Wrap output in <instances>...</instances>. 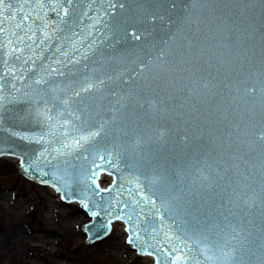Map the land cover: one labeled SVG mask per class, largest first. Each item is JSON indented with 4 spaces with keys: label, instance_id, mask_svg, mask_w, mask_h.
I'll return each instance as SVG.
<instances>
[{
    "label": "water",
    "instance_id": "water-1",
    "mask_svg": "<svg viewBox=\"0 0 264 264\" xmlns=\"http://www.w3.org/2000/svg\"><path fill=\"white\" fill-rule=\"evenodd\" d=\"M36 2L39 3L40 0ZM77 2L78 10L87 12L86 16L81 17L77 29L86 37L83 40L84 47H77L80 52H84L89 43L96 42L95 56L92 52H87L90 57L89 68L98 66L91 61H101L104 71L129 81L133 89L147 95L148 101L155 104L156 109H151L148 102L140 100L144 108L140 115L145 123L155 121L157 125H166L164 128H154L152 135L160 132L169 135L168 125L171 120L173 130L170 134L176 141L172 152L177 164L183 163L182 156H188L189 153L195 155L202 151L203 156L199 162L202 170V161L222 155L224 159H220L219 163L230 169L240 183H245L243 176H248L250 170L255 172L256 181L261 179L264 145L256 140V136L264 129V0H188L184 5L186 15L183 18L177 17L181 29L180 42L194 39L199 42L200 51L193 50L194 54L186 56L180 63L174 62L170 55L159 59L154 57V49L149 47V39L142 34L150 26L134 23L135 14L128 4L121 10L119 0ZM50 3L59 5L60 11L69 7L64 0H50ZM110 4L114 8H110ZM45 13V21L51 34V29L55 27L53 21L57 17L50 8L45 9ZM131 32L139 34L140 39L136 40L135 36L129 35ZM159 35L160 33H153L155 38ZM116 40L120 43H113ZM174 48L175 45H172L168 52L171 53ZM142 63L144 67H141ZM74 72H77V79L89 74L88 69L84 68ZM65 83L60 78H54L53 86L59 85L63 89ZM146 85L152 86V92L148 91ZM47 88L48 85L45 84L37 91ZM249 88L254 91L248 92ZM28 91L31 92L30 89ZM154 92L160 93L159 100L153 95ZM71 94V90L57 91L48 93V97H58L55 103L59 106V101L69 98ZM160 100H167L168 104L164 107L165 115L156 120ZM8 107L11 116L8 111L4 113L5 129L10 128L14 132L33 137L44 135V141L51 143H37L34 139H21L6 131H0V148L3 149L0 155L21 157V164L23 161V165H32L27 171L21 166L28 176L54 185L63 193L65 199L71 202L86 199L89 208L100 213L93 217L85 209L93 217V220L83 224L90 239L105 236L99 225L108 223L109 220L112 223L121 215L117 202L138 200V204L124 209L127 215L123 219L128 224L130 235L133 230L137 233L133 242L135 248L143 253L154 254L157 264H173L174 260L175 264H241V257L243 264H261V253L256 248L249 247V240L264 234V224L258 218L249 228L237 227L235 221L212 219L210 209L209 216H203L201 212L187 207L169 211L153 195V174L146 168L140 169V154L133 152L131 145L134 141L130 136H122L118 141L126 152L119 169H104L115 175V191L101 192L97 196L88 189L87 182L78 178L76 170L67 167L65 171L63 161H71L72 156L65 155L53 160L51 146L55 145L56 137L63 131L62 127H45L42 130L36 126V121L28 111L29 101L22 100L19 104ZM60 110L64 111L63 108ZM49 114L56 116V108ZM176 116L180 119L176 120ZM63 119L71 117H58L54 123L60 125ZM185 134L190 137L186 144L182 143ZM101 143L107 145L105 140H101ZM46 147L49 152L41 156L40 153ZM107 147L115 148V145ZM218 171L221 175L224 174L222 169ZM204 175L214 179L208 171H204ZM112 178L111 174H103L100 179L101 186H107ZM96 184L102 189L98 178ZM137 185L140 187L137 188ZM133 189L136 190L135 193L131 191ZM251 189L244 199L250 204L259 203L264 198V188L252 183ZM140 191L155 200V204L139 196ZM94 202L100 207H94ZM108 203L115 206L114 211L108 209L111 212L110 217L104 211ZM129 215L132 217L131 223L128 221ZM93 224L97 227H93ZM111 228L112 224L110 230ZM201 233L204 234L203 237ZM242 247L243 253L238 251ZM174 248H183L185 251L168 256L167 252H172Z\"/></svg>",
    "mask_w": 264,
    "mask_h": 264
},
{
    "label": "snow or ice",
    "instance_id": "snow-or-ice-1",
    "mask_svg": "<svg viewBox=\"0 0 264 264\" xmlns=\"http://www.w3.org/2000/svg\"><path fill=\"white\" fill-rule=\"evenodd\" d=\"M64 3L71 8V13L69 7L58 10L60 6L51 4L50 0H40L39 3L36 0H0V131H6L21 139H34L37 143L44 141V135L33 137L4 128V113L8 111L11 116L8 106L19 104L22 100L29 101L28 111L36 121V126L42 130L45 127L63 128L56 137L55 145L51 146L53 160L65 155L72 156L71 161H63L65 171L67 167L76 170L78 178L87 182L88 189L97 196L101 192L115 191V183L109 189H99L96 180L105 168L119 169L126 152L118 141L122 136H130L134 141L131 145L133 152L140 154V169L146 168L153 174V195L160 199L169 211L187 207L201 212L203 216H209L210 209L212 219L235 221L237 227L250 228L257 218L264 224V198L259 203L252 204L244 199L246 193L252 190V183L264 188V167L260 169L259 181L255 179V172L250 170L248 176H243L245 183H240L230 169L219 163L220 159H224L222 155L202 161L203 170L199 167L202 151L195 155L189 153L188 156H182L183 163L177 164L172 152L176 141L170 134L173 130L171 120L168 125L169 135L166 136L163 132L152 135L154 128H164L166 125H157L155 121L145 123V119L140 115L144 111L140 100H145L151 109H156V105L148 101L147 95L133 89L129 81L104 71L101 61H91L98 66L89 68L90 57L87 52H92L95 56L96 42L89 43L84 52H80L77 47H84L83 40L86 37L77 29L81 17L86 16L87 12L78 10L77 0H64ZM187 3L188 0H119V7L124 10L125 4H128L135 14L133 22L150 26L142 34L149 39V47L154 49L155 58L170 55L174 62L180 63L186 56L193 55V50L200 51V44L194 39L180 42L181 29L177 17L183 18L186 15L184 5ZM109 7L114 8V5L110 4ZM48 8L55 12L57 17V20L53 21L55 27L51 29V34L45 21V9ZM154 32L160 33L158 38L153 37ZM129 35L135 36L136 40L140 39V35L135 32ZM113 43L118 44L120 41ZM172 45H175V48L169 53L168 49ZM144 66L142 63L141 67ZM81 68L88 69L89 74L77 79V72L74 70ZM54 78H60L62 83L66 82L65 87L61 89L59 85L53 86ZM26 81L29 82L26 84ZM45 84L48 85L47 89L37 91ZM145 87L152 92L151 85ZM67 90H71L72 94L69 98L59 101V106L55 103L58 97H48V93ZM247 91L252 92L254 89L249 88ZM164 94L167 96L166 92ZM153 95L159 100V92H154ZM159 103L156 120L165 115L164 107L168 101L160 100ZM53 108H56V116L49 114ZM65 115L71 119H63L60 125L54 123L58 117ZM175 119L179 120L180 117L176 116ZM110 125L116 127H109ZM189 139L185 134L182 143L186 144ZM101 140L107 141V145L114 144L115 148L107 147ZM256 140L264 145V129L256 136ZM2 151L0 148V152ZM45 152H49V148L46 147L40 155L43 156ZM23 166L26 171L32 167L31 164ZM220 169L223 170V175L218 171ZM204 171H208L214 179L205 176ZM139 187L140 185H137V188ZM131 191L136 192L135 189ZM138 195L155 204V200H151L143 191ZM81 203L93 217L100 215L89 208L86 199ZM117 203L121 212L118 218L123 219L127 215L124 209L138 204L139 201L121 200ZM94 207L99 208L100 205L94 202ZM109 208L114 211L115 206L112 203L105 206L104 211L110 217ZM128 221H132L130 215ZM110 224L111 220L99 225L103 235L110 231ZM93 227L97 225L93 224ZM200 235L204 236L203 233ZM136 238L137 233L133 230L128 243H133ZM249 247L256 248L261 253V264H264V234L249 240ZM183 251V248H174L172 252H167V255L173 256L174 253ZM238 251L243 253V247Z\"/></svg>",
    "mask_w": 264,
    "mask_h": 264
},
{
    "label": "rangeland",
    "instance_id": "rangeland-1",
    "mask_svg": "<svg viewBox=\"0 0 264 264\" xmlns=\"http://www.w3.org/2000/svg\"><path fill=\"white\" fill-rule=\"evenodd\" d=\"M0 190L9 193L12 198V201L0 199V236L11 235L9 227L16 225L17 232L25 230L28 234L44 233L49 239L48 246L58 250L57 253L46 254L35 246L37 242L32 241L21 246L28 258L36 257L41 264H54L58 259L70 264H111V261L113 264H145L142 255L129 262L126 258L117 260L110 258L106 250L97 243L111 239V233L94 243L89 242L82 228L89 219L82 212L81 204L78 202L68 204L60 200L57 208L62 210L66 208L68 213H54L40 198L45 196L51 199L52 188L22 174L15 158L0 157ZM56 197L57 194L53 198ZM39 221L41 224H38Z\"/></svg>",
    "mask_w": 264,
    "mask_h": 264
},
{
    "label": "bare ground",
    "instance_id": "bare-ground-1",
    "mask_svg": "<svg viewBox=\"0 0 264 264\" xmlns=\"http://www.w3.org/2000/svg\"><path fill=\"white\" fill-rule=\"evenodd\" d=\"M52 190L53 191L50 194L51 199L46 198L45 196H40L42 202H44L47 207L51 208L52 211H54V213L56 214L64 212L68 213L66 208H64L63 210L57 208V204L62 199L59 192H57L54 188H52ZM56 194L57 197L54 199L53 197H55ZM0 199L12 201L11 195L9 193H6L4 190H0ZM82 212L86 214L84 210H82ZM88 219L90 218L88 217ZM38 224H41L40 221ZM1 227L3 228V226ZM9 228L11 231V235L7 236L3 234V236H0V264H41L36 260V257L28 258L26 252L22 251L21 249V246L28 245L32 241L37 242L35 243V246L46 254H54L58 252L55 247L48 246L47 240L49 239L45 237L44 233L28 234V232L25 230H20L17 232V229H15L16 225H13ZM39 229L40 227L37 228V230ZM120 234L122 235V238H120ZM110 235L112 236L111 239H106L97 243L101 245V248L106 250V253L110 258H112L113 260L126 258L127 262L137 258L139 253H137V251L133 249L132 244H129L127 241L128 232L124 220H117L113 223V229ZM50 239L54 240L53 238ZM143 260L145 264H155V258L152 255H144ZM54 264L70 263H68L67 261H63L62 259H58ZM111 264H113L112 261Z\"/></svg>",
    "mask_w": 264,
    "mask_h": 264
}]
</instances>
